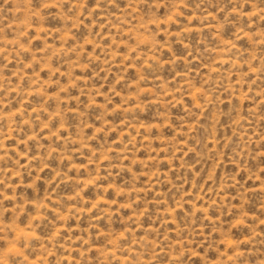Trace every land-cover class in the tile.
Instances as JSON below:
<instances>
[{
  "label": "rangeland",
  "instance_id": "obj_1",
  "mask_svg": "<svg viewBox=\"0 0 264 264\" xmlns=\"http://www.w3.org/2000/svg\"><path fill=\"white\" fill-rule=\"evenodd\" d=\"M0 264H264V0H0Z\"/></svg>",
  "mask_w": 264,
  "mask_h": 264
}]
</instances>
